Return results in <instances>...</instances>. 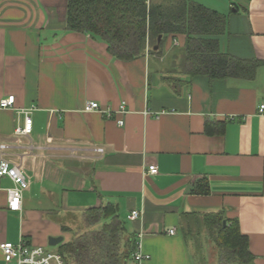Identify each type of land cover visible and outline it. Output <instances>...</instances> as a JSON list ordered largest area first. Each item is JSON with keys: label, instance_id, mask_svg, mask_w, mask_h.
Returning <instances> with one entry per match:
<instances>
[{"label": "crops", "instance_id": "crops-1", "mask_svg": "<svg viewBox=\"0 0 264 264\" xmlns=\"http://www.w3.org/2000/svg\"><path fill=\"white\" fill-rule=\"evenodd\" d=\"M191 1L227 18L221 51L258 61L254 80L172 73L183 35L122 61L106 42L65 30L68 0H0V103L16 97L14 109L0 108V151L30 182L18 212L8 209L14 184L0 183V245L24 238L58 251L85 231L89 209L112 203L151 257L140 264H195L189 235L209 233L205 216L218 213L238 222L250 264H264V0ZM89 101L112 111L126 103L127 113H85ZM30 109L32 133L16 135ZM207 123L223 131L210 136ZM203 180L208 194L194 193Z\"/></svg>", "mask_w": 264, "mask_h": 264}, {"label": "trees", "instance_id": "trees-1", "mask_svg": "<svg viewBox=\"0 0 264 264\" xmlns=\"http://www.w3.org/2000/svg\"><path fill=\"white\" fill-rule=\"evenodd\" d=\"M227 24L226 17L191 0H169L164 4L152 0H68L65 30L87 33L106 42L110 53L122 61L144 56L148 44L151 54H160L169 36L183 35L185 44L172 73L212 80H254L258 61L241 60L221 51L219 38L225 34ZM157 45L159 50L155 51ZM170 82L176 87L182 80L175 77ZM223 128L220 123H207L206 134H221ZM208 188L203 180L193 192L206 195ZM205 218L221 252V264L252 262L249 240L238 222L226 220L221 213ZM84 222L85 231L57 249L66 264H128L133 260L137 238L128 235L117 205L89 209Z\"/></svg>", "mask_w": 264, "mask_h": 264}, {"label": "built area", "instance_id": "built-area-1", "mask_svg": "<svg viewBox=\"0 0 264 264\" xmlns=\"http://www.w3.org/2000/svg\"><path fill=\"white\" fill-rule=\"evenodd\" d=\"M16 97L10 96L3 99L0 103L2 109H14ZM33 109L23 112L24 124L16 128L15 134L20 136H29L33 130V120L31 113ZM98 111L104 116L111 118L113 113L125 115L127 113L126 103H122L118 110L112 111L110 109L102 110L100 104L89 101L85 104L83 112L90 113ZM260 113L264 114V105L260 108ZM118 125L123 127L124 121L120 120ZM22 166L9 160L6 154L0 151V183L3 179H9L14 187L7 190L8 209L12 212H18L22 209L23 192L29 189L30 182L27 179ZM158 167L152 165L149 167L151 175L158 174ZM141 216V212L132 211L128 215V220L135 221ZM176 229L169 231V235H175ZM140 237V235H139ZM0 251L6 264H66L64 258L58 251L50 250L46 247L36 246L25 240L20 239L17 243L6 242L0 245ZM150 255L142 252V245L140 240L137 241L136 250L132 256L133 261L140 264L150 259Z\"/></svg>", "mask_w": 264, "mask_h": 264}, {"label": "rangeland", "instance_id": "rangeland-1", "mask_svg": "<svg viewBox=\"0 0 264 264\" xmlns=\"http://www.w3.org/2000/svg\"><path fill=\"white\" fill-rule=\"evenodd\" d=\"M130 225V223L127 224L128 229H130ZM189 236L192 238L190 240H192L194 243L193 256L195 264H221V252L219 251L214 238H212L209 233L206 232V230L200 229L197 231L194 229L191 231V235ZM50 248L54 249V247ZM0 264H6L4 259ZM128 264L137 263L133 260H130Z\"/></svg>", "mask_w": 264, "mask_h": 264}, {"label": "water", "instance_id": "water-1", "mask_svg": "<svg viewBox=\"0 0 264 264\" xmlns=\"http://www.w3.org/2000/svg\"><path fill=\"white\" fill-rule=\"evenodd\" d=\"M162 40V37L159 38V41L158 43H160ZM155 51H158L159 50V45H157L155 48H154ZM226 225V222H224V226ZM64 239L62 237H59V238H50L49 239V245L51 247H57L59 246L61 243H63Z\"/></svg>", "mask_w": 264, "mask_h": 264}]
</instances>
